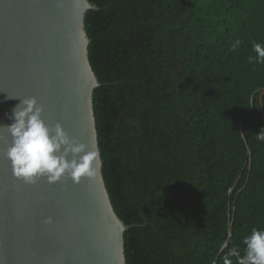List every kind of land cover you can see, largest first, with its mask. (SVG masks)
<instances>
[{
  "label": "trees",
  "instance_id": "1",
  "mask_svg": "<svg viewBox=\"0 0 264 264\" xmlns=\"http://www.w3.org/2000/svg\"><path fill=\"white\" fill-rule=\"evenodd\" d=\"M89 1L102 172L134 226L126 264L243 256L264 229V63L249 61L264 0Z\"/></svg>",
  "mask_w": 264,
  "mask_h": 264
},
{
  "label": "water",
  "instance_id": "2",
  "mask_svg": "<svg viewBox=\"0 0 264 264\" xmlns=\"http://www.w3.org/2000/svg\"><path fill=\"white\" fill-rule=\"evenodd\" d=\"M89 10L99 8L89 0H0V126L12 123L20 102L7 94L35 97L47 123L99 148ZM10 144L0 128V264H126L124 235L134 226L113 207L102 158L96 176L79 184L65 176L28 185L12 174Z\"/></svg>",
  "mask_w": 264,
  "mask_h": 264
},
{
  "label": "clouds",
  "instance_id": "3",
  "mask_svg": "<svg viewBox=\"0 0 264 264\" xmlns=\"http://www.w3.org/2000/svg\"><path fill=\"white\" fill-rule=\"evenodd\" d=\"M252 50L256 56L249 57V61L254 59L264 63V44L253 43ZM5 99L20 101L8 116L12 123L0 126L11 137L5 156L17 180L34 185L40 179H46L48 184L54 185L67 176L79 184L96 176L101 164L98 146L89 149L87 144L70 137L60 123H47L43 118L44 108L35 97L7 94ZM257 139L264 140V133L258 134ZM44 223L51 224L52 218H47ZM243 244L244 255L235 248L230 249L223 264H232L231 257L237 258L236 264H264V229L253 228L244 237Z\"/></svg>",
  "mask_w": 264,
  "mask_h": 264
}]
</instances>
